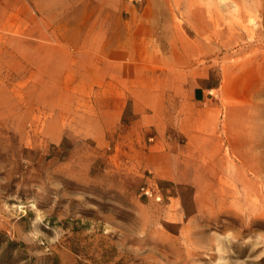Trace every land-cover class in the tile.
Wrapping results in <instances>:
<instances>
[{"label":"rangeland","instance_id":"rangeland-1","mask_svg":"<svg viewBox=\"0 0 264 264\" xmlns=\"http://www.w3.org/2000/svg\"><path fill=\"white\" fill-rule=\"evenodd\" d=\"M148 2L173 66L126 85L0 37V264H264V0Z\"/></svg>","mask_w":264,"mask_h":264},{"label":"crops","instance_id":"crops-1","mask_svg":"<svg viewBox=\"0 0 264 264\" xmlns=\"http://www.w3.org/2000/svg\"><path fill=\"white\" fill-rule=\"evenodd\" d=\"M148 4V0L138 4L126 0H0V37L10 36L15 45L21 37L42 40L50 53L62 54L59 68L75 70L77 83L94 82L95 75L90 80L83 69H107V84L126 85L132 80L127 75L119 79L121 69L173 66L172 58L164 55L157 15L148 12ZM169 81L174 86L173 97L193 104L206 101V91L213 89L196 84L189 90L185 88L188 77ZM163 83L156 90L161 100L166 99Z\"/></svg>","mask_w":264,"mask_h":264},{"label":"built area","instance_id":"built-area-1","mask_svg":"<svg viewBox=\"0 0 264 264\" xmlns=\"http://www.w3.org/2000/svg\"><path fill=\"white\" fill-rule=\"evenodd\" d=\"M127 2L133 3V4H138L141 3L143 0H126ZM144 189V188H142ZM145 193H148V190H144Z\"/></svg>","mask_w":264,"mask_h":264}]
</instances>
